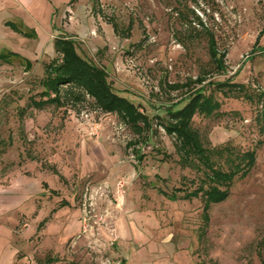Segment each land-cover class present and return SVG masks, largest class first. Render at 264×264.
Masks as SVG:
<instances>
[{"label": "rangeland", "instance_id": "obj_1", "mask_svg": "<svg viewBox=\"0 0 264 264\" xmlns=\"http://www.w3.org/2000/svg\"><path fill=\"white\" fill-rule=\"evenodd\" d=\"M94 7V0H35L15 9L21 19L8 21L13 25L6 28L2 23L9 11L0 12V53L18 54L0 64V185L9 190L22 179L42 181L53 196L54 211L70 202L71 213L80 209L82 225L87 209L92 216L88 231L82 226L70 236L62 263L260 264L264 114L258 94L264 91V0H99ZM178 7L191 15V24H183ZM192 11L228 52V76L245 86L237 94L217 92L221 109L212 117L198 116L194 127L211 148H258L250 175L235 180L229 198L211 208L208 220L202 195L172 199L159 191L192 190L200 173L182 166L175 140L158 120L154 143L142 147L145 158L137 171L136 154L127 147L134 135L116 115L91 105L80 110L30 107L31 98L39 99L43 90L41 80L56 57L55 38L62 32L75 36L84 52L107 69L115 90L145 104L149 113L156 110L148 100L157 106L177 101L182 92L170 84L211 69L207 38L196 35L194 28L202 26ZM84 236L88 244L79 245Z\"/></svg>", "mask_w": 264, "mask_h": 264}, {"label": "trees", "instance_id": "obj_2", "mask_svg": "<svg viewBox=\"0 0 264 264\" xmlns=\"http://www.w3.org/2000/svg\"><path fill=\"white\" fill-rule=\"evenodd\" d=\"M94 2L96 8L99 0ZM177 12L183 24L192 23L189 22L191 15L184 12L181 7H178ZM192 13L195 14L193 11ZM194 21L202 26L200 30L194 28L196 35L207 38L211 69L196 79L170 84L171 90L182 92L181 98L177 101L157 106L152 100H148L150 107L156 110L149 113L145 104L136 103L115 90L107 69L84 52L82 42L75 36L62 32L55 38L56 57L46 65L45 76L41 80L43 90L38 94L39 99L37 96L31 98L30 107L43 110L48 105H55L71 106L80 110L91 105L104 114L116 115L134 135V139L127 147L133 148L136 154L137 171L140 170V164L145 158L142 147L154 143L158 131L154 128V121L158 120L159 126L175 140V151L182 166L193 168L200 173L196 188L192 190L184 191L176 187L171 193L161 188L159 191L172 199L181 197L192 199L202 195L203 211L205 219L208 220L211 208L229 198L235 180L245 179L250 175L258 159V148L245 152H237L228 146L211 148L194 127L198 116L212 117L221 109L222 102L215 95L217 92L237 94L245 91L242 83L235 82L234 76H228V52L220 49L215 32L207 28L196 14ZM111 23L114 31L120 34L118 24ZM13 27L17 30L15 26ZM180 43L187 44L183 39H180ZM255 50L256 48L253 49ZM16 55L18 54L15 52L0 53V64L8 62ZM28 65H31L30 61ZM258 102L262 105L264 114L262 90L259 91ZM157 109L162 112H157ZM54 172L60 175L56 169ZM44 186L48 187L47 184ZM262 249L264 251V239ZM260 264H264V260Z\"/></svg>", "mask_w": 264, "mask_h": 264}, {"label": "crops", "instance_id": "obj_3", "mask_svg": "<svg viewBox=\"0 0 264 264\" xmlns=\"http://www.w3.org/2000/svg\"><path fill=\"white\" fill-rule=\"evenodd\" d=\"M4 1L0 12L9 11L2 23L8 27V21L21 19L14 10H22L35 0ZM14 183L9 190L0 185V264H66L61 261L68 254L66 244L71 235L82 230L80 209L71 213L70 202L65 201L55 212L53 196L43 188L42 181L22 179ZM25 183L31 187L29 190ZM33 237L37 242L31 241ZM88 241L89 237L84 236L78 244L86 245ZM82 251L85 254L86 249Z\"/></svg>", "mask_w": 264, "mask_h": 264}, {"label": "built area", "instance_id": "obj_4", "mask_svg": "<svg viewBox=\"0 0 264 264\" xmlns=\"http://www.w3.org/2000/svg\"><path fill=\"white\" fill-rule=\"evenodd\" d=\"M92 218V216L90 215V213L87 211V209H85L84 211V215H83V231L87 232L88 228H89V220Z\"/></svg>", "mask_w": 264, "mask_h": 264}]
</instances>
